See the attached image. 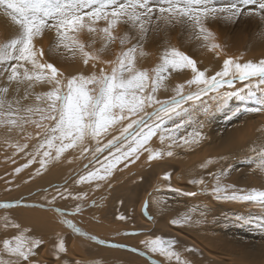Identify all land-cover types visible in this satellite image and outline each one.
Wrapping results in <instances>:
<instances>
[{
    "label": "bare ground",
    "instance_id": "6f19581e",
    "mask_svg": "<svg viewBox=\"0 0 264 264\" xmlns=\"http://www.w3.org/2000/svg\"><path fill=\"white\" fill-rule=\"evenodd\" d=\"M221 2L227 3L229 0ZM241 16L249 18L248 15ZM241 16L230 21V24L235 22L239 30L246 26ZM247 21L254 27L251 30L258 34L251 33L249 39L241 38L239 41L238 38L222 41L215 37L214 42L221 46L219 57L215 52L202 47L201 41L195 38L190 29L186 36L183 32L180 33V49L177 45L175 47L174 44H168L167 35L157 38L150 30L146 38L140 41L145 55L141 56V47L137 48L136 67L147 69L149 76H153L152 69L161 63L165 49L170 48L178 49L194 59L200 70L208 69L206 75L219 71L223 60L228 57H242V61L264 59V38L260 35L264 33V21ZM214 22H209V26L215 25ZM223 23L221 25H225ZM100 26H103V22ZM163 26L161 24L160 27ZM152 29H155V20ZM15 33L16 26L0 10V44L12 39ZM125 33L131 39L123 45L119 44ZM189 34L193 35L191 41L186 40ZM114 35L116 40L103 53L98 52L103 45L99 35L95 37L94 44L87 32L80 33L78 38L85 45L86 51L98 54L101 60H115L121 52L139 41V34L123 23L117 27ZM242 35L244 36L243 33ZM54 40V32H45L35 39L36 49H43L45 53L40 58L41 62L54 64L65 77L93 71L92 61L85 66L79 53L73 56L64 49L59 53L50 51ZM6 66L7 64H0V70ZM99 67L110 70V65L101 63H98L95 70L98 71ZM19 71L23 72V69ZM191 77L190 69L182 73L170 71L166 74L163 86L155 94L156 98L161 101L172 98L175 96V85L186 83ZM245 84L248 82L237 81L234 88L239 89ZM3 86L9 87L8 100L20 101L14 107L34 109L46 107L44 101H38L36 96L51 87L47 83L37 82L33 88L27 89L28 97L23 99L24 85H20L17 91L15 82L9 84L6 75H0V87ZM223 90L233 89L226 85ZM184 91L187 94L198 89L195 85H186ZM213 95L214 93H208L201 96L195 105L192 101L185 103L183 108L195 109L191 117L181 113L179 116L173 115L170 120L165 118L166 123L144 148L118 162L115 157L120 153L116 147L104 146L114 136L119 137L122 126L137 117L117 123L108 133L97 138L103 151L95 152L97 140L89 138L82 145L66 150L58 159L55 148L48 150L45 146L44 149H38L42 136H37L36 133L42 132V129L36 128L34 123L25 125L24 132L8 133L4 127H0V205H13L8 208L0 207V248L4 239H12L24 231L27 236L42 241L35 250L36 255L31 257L34 264H177L175 257L169 259L159 253H152L142 243L146 239L163 237L176 241L174 250L179 253L181 261H186L187 264H264V228L235 219L237 216H264V207L259 202L218 198L212 191L216 185L215 176L222 171L227 173L221 176L222 185H235L236 189L243 190H264V172L258 170L250 159L257 156L253 149L258 150L264 146V109L258 110L260 106L254 102L241 101L236 97L216 106V102L211 99ZM201 104L211 106L210 110L203 112ZM154 107L157 105L146 111L151 112ZM40 116L41 112L36 111L31 119L44 125L50 123L41 121ZM189 118L199 121L202 126L195 122L185 123ZM177 125L182 126L177 128ZM193 132L200 133L198 142L185 145L181 137L191 140L189 134ZM209 132L213 133L208 137V144L199 142ZM161 133L165 135L163 142L160 140ZM171 135L175 136V142L169 138ZM55 143L59 145V141ZM25 144L27 147H23ZM195 144L196 147H191ZM119 146L121 151H127L128 142ZM85 147L89 151L84 152ZM145 149L164 153L171 151L173 155L165 154L162 158L149 160V151ZM45 150L50 151L48 157L43 156ZM42 160L45 161L43 167ZM209 160L212 163H207ZM109 163H114L115 166L111 169V174L106 175L105 168ZM17 169L21 170L17 172ZM89 172H96L97 176L106 175V178L81 181V176H87ZM166 174L170 176L167 180L164 179ZM201 179L203 184L190 182ZM53 196L56 199L49 205L47 201ZM77 206L82 211L71 215L52 210L62 209L63 213H71ZM202 212L204 215H201ZM185 215L191 216L193 222L172 223ZM120 216L125 219H119ZM5 218L18 224L19 228L5 227ZM63 220L72 221L81 232H74L67 224L62 223ZM118 223H125L128 225L125 228L136 230L116 240L114 231L123 230ZM92 230H98V235L91 234ZM137 230L139 233H135ZM61 240L66 249L62 253L57 248ZM0 258L5 261L9 259L7 255Z\"/></svg>",
    "mask_w": 264,
    "mask_h": 264
},
{
    "label": "snow or ice",
    "instance_id": "6c2138e0",
    "mask_svg": "<svg viewBox=\"0 0 264 264\" xmlns=\"http://www.w3.org/2000/svg\"><path fill=\"white\" fill-rule=\"evenodd\" d=\"M249 5L255 8L245 13L244 8ZM0 10L10 17L16 26L14 37L0 44V64H7L0 70V75H6L9 84L15 82L17 91L20 85L25 86L23 99L28 97L27 89L33 88L37 82L51 86L50 90L36 96L38 101H44L46 104L43 109L14 107V104L19 105L20 101L8 100L9 87H0V127H4L8 133L24 132L25 125L34 123L36 128L42 129V132L36 133L37 136H42L38 149H44L45 146L48 150L55 148L57 159L66 150L82 145L89 138L97 140L95 152L103 151L97 138L108 133L117 123L129 120L130 117H137L130 119L126 126H122L120 136H114L104 146L105 148L116 147L117 152L120 153L115 157L117 162L127 159L144 148L151 137L166 123L165 118L170 120L173 115L179 116L181 113L191 117L195 109H185L182 106L188 101H192L195 105L201 96L208 93H214L211 99L216 102V106L236 97L241 101L254 102L260 106L258 110L264 109V59L242 61V57H228L223 60L219 71L213 75H206L208 69L200 70L194 59L178 49L170 48L165 49L161 56V63L152 69L153 76H149L147 69L136 67L137 48L141 47L140 41L152 30L154 20L156 30L160 29L161 24L165 27L179 24L189 28L195 38L201 41L202 47L215 52L219 57L221 46L214 42V33L209 30L207 24L217 19L234 21L241 15H258L264 21V0H229L227 3L221 0H0ZM101 22H103L102 27ZM121 23L137 32L139 41L121 52L115 60H101L98 54L86 51L85 45L78 38L80 33L87 32L93 38L91 42L94 44L95 37L99 35L103 45L98 52L103 53L116 40L114 32ZM45 32L55 34L50 51L59 53L61 49H64L73 56L79 53L85 66L92 61L93 71L88 74L78 73L65 77L54 64L41 62L40 58L45 53L43 49H36L34 41ZM260 35L264 38V33ZM129 39L131 37L125 33V36L121 38V44L123 45ZM140 55H145L142 47ZM98 63L110 65V70L99 67L96 71ZM20 69H23V72L19 71ZM186 69L191 70L192 77L186 83L175 85V96L163 101L157 99L155 94L163 86L166 74L170 71L182 73ZM237 81L248 82V84L236 89L234 85ZM186 85L188 87L195 85L198 91L185 94ZM226 85L233 90L224 91ZM154 105L157 107H154L153 111H146ZM210 107L200 105L205 113L210 110ZM36 111L41 112V121L46 120L50 123L44 125L32 120L31 116ZM194 122L200 124L199 121H192L191 118L185 121L188 124ZM189 135L192 137L191 140L181 137L185 145L198 142L199 132ZM169 138L175 142L174 135ZM164 139L165 135L161 133V142ZM56 141H59V145H56ZM125 142H128L127 151H121L119 145ZM48 150L43 152L44 157L50 155ZM145 150L149 151V160L162 158L165 154L173 155L171 151L164 153L160 150ZM83 151L87 152L89 149L85 147ZM253 151L257 152V156L250 159L256 164L258 170L264 172V146ZM207 163L212 161L209 160ZM44 164L45 161L42 160V167ZM114 166V163H109L105 168V174L110 175ZM226 174L222 171L215 176L216 185L212 191L218 198L259 202L261 207H264V190L255 188L243 190L236 189L235 185H222L221 176ZM106 175L97 176L96 172H89L87 176H81L80 180H104ZM169 178L168 174L164 176L165 180ZM190 182L204 183L202 179ZM229 189H231L230 192ZM55 199L56 197L53 196L47 203L51 205ZM93 204L95 206V202ZM12 206L7 203L0 205L4 208ZM25 206L37 207V205ZM52 210L71 215L82 211V208L77 206L74 213H63L61 209L55 208ZM201 215L204 213L202 212ZM119 219H125V217L120 216ZM235 219L264 228V216H237ZM5 220V227L19 228L18 224L8 221L7 218ZM189 222H193L189 215L172 221L173 224ZM195 222L199 223V221ZM62 223L67 224L76 233L81 232L72 221L63 220ZM142 243L152 253H159L169 259L175 257L177 264H187L186 261H181L179 253L174 250L176 243L174 240L155 237L146 239ZM41 244L40 239L27 236L24 231L12 239H4L3 246L0 248V257L7 255L9 259L5 261L0 258V264H34L31 257L36 255L35 250ZM57 248L60 253L66 251L63 240L59 242Z\"/></svg>",
    "mask_w": 264,
    "mask_h": 264
},
{
    "label": "rangeland",
    "instance_id": "374dc122",
    "mask_svg": "<svg viewBox=\"0 0 264 264\" xmlns=\"http://www.w3.org/2000/svg\"><path fill=\"white\" fill-rule=\"evenodd\" d=\"M248 8V9H247ZM253 8H255V6H251V5H249V6H245V8H244V11L245 12H248L249 10H251V9H253ZM249 16V15H248ZM258 15H254L253 16V19H251L252 17L251 16H249V18H247V17H243V16H241V17H243L242 18V22L244 23V26H245V28H242L241 30H239L240 28L239 27H236V23L234 22L233 24H230V23H232V22H230V21H225V20H223V19H217V20H215V22L214 23H216L215 25H210L209 26V24L210 23H208L207 24V27L208 28H211V29H209L210 31H214L213 33H214V37H216V40H218V38H220L222 41H226V39L228 40V39H232V38H238L237 40L239 41L241 38H243V39H249V37H250V34L251 35H254V34H258V33H256V32H254V31H252L251 29H254V27H253V25H251V22L250 21H247V20H258V19H260V18H258L257 17ZM241 19V18H240ZM235 21V20H234ZM245 21H247V22H245ZM220 22V23H219ZM224 22V23H223ZM225 24V25H221V24ZM229 24V25H228ZM251 25V26H250ZM179 24H177L176 25V27L175 26H172L171 27V25L170 26H168V27H165V26H163V27H160V29L159 30H156V29H152V33L157 37V38H164L166 35L168 36V44H174L175 45V47H176V45H177V48H179V40H181V35H180V33L181 32H183V34L186 36V33L188 34V33H190V30H189V28H185L184 26H180ZM173 29H171V28ZM173 27H175V28H173ZM252 27V28H251ZM256 27V26H255ZM257 27H258V25H257ZM180 28V29H179ZM215 28V29H214ZM237 29V30H236ZM116 31V30H115ZM254 32V33H253ZM240 33V34H239ZM242 33L244 34V36L242 35ZM177 34V35H176ZM179 34V35H178ZM227 34V35H226ZM240 35H241V37H240ZM175 36H177V37H175ZM247 36V37H246ZM246 37V38H245ZM179 38V39H178ZM192 38H193V35L192 34H189V37H188V39L186 38V40L188 41H191L192 40ZM175 39L177 40V41H175ZM242 39V40H243ZM172 41V42H171ZM174 41V42H173ZM176 42V43H175ZM119 44H121V40L119 41ZM180 49V48H179ZM87 50V49H86ZM182 50V49H181ZM211 133H213V132H209L208 133V135L206 136V137H204L203 139H201L199 142H204V143H207L208 144V142H209V140H208V137H209V135L211 134ZM191 147H196V144L194 145V146H191ZM137 205V201H135L134 202V206H136ZM133 206V209L135 208ZM62 210V209H61ZM142 214V213H141ZM143 215V214H142ZM107 224H110V223H108V222H106ZM118 226L119 227H123V230L121 229H119V230H116V231H114V233H113V236H114V238L117 240V239H120V238H122V235H126V236H128L129 234H130V232L132 231V232H134V230H136V229H133V230H131V229H127V228H125L126 226H128L127 224H125V223H118ZM71 230V229H70ZM106 230V229H105ZM121 231V232H120ZM123 231V232H122ZM126 232H128V234L126 233ZM131 232V233H132ZM91 234L93 233V235H95V236H97L98 235V230H92L91 232H90ZM97 233V234H96ZM117 233H119V234H117ZM135 233H139V230H137ZM134 233V234H135ZM121 234V235H120ZM138 238V237H137ZM129 239V238H128ZM138 240V239H137ZM138 241H140V240H138Z\"/></svg>",
    "mask_w": 264,
    "mask_h": 264
},
{
    "label": "water",
    "instance_id": "95a60500",
    "mask_svg": "<svg viewBox=\"0 0 264 264\" xmlns=\"http://www.w3.org/2000/svg\"><path fill=\"white\" fill-rule=\"evenodd\" d=\"M71 213H74V212H71ZM75 213H76V212H75ZM75 213H74V214H75ZM144 215L146 216V214H145V213H144Z\"/></svg>",
    "mask_w": 264,
    "mask_h": 264
}]
</instances>
